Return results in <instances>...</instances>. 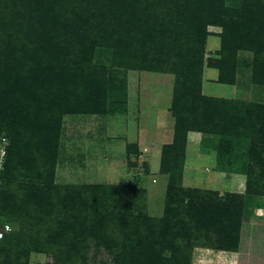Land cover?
I'll return each instance as SVG.
<instances>
[{
  "label": "rangeland",
  "instance_id": "1",
  "mask_svg": "<svg viewBox=\"0 0 264 264\" xmlns=\"http://www.w3.org/2000/svg\"><path fill=\"white\" fill-rule=\"evenodd\" d=\"M224 31L219 24L206 26L202 86L189 97L177 96L176 83L183 81L182 76L150 69L149 62L140 57L121 60L109 46L95 48L92 78L77 76L79 69L73 71L81 84H93L97 96L93 109L61 101L56 93L58 69L46 75L52 97L40 96L42 86L31 78L20 89L17 109H0V196L13 191L22 194L25 185L46 188L43 195L56 198L57 205L75 197L77 207L86 208L89 228L100 221L103 235L86 249L82 264H114L117 258L126 264H264V173L249 168L259 160L249 154L251 143L258 141L264 148V123L243 127L250 111H238L245 103L264 104V82L255 72L254 52L247 49L238 51L235 83L219 81V69L210 66L209 60L221 57ZM32 96L33 105L24 108ZM209 96L239 104L225 101L215 106L205 99ZM181 98L188 102L187 113L196 118L212 105L219 132L190 128L186 136L180 135L178 121L186 112L181 109ZM9 114L18 115L22 122L15 124V130L36 133L37 142L48 141L43 136L53 129L51 142L56 146L48 156L32 147L28 163L11 154L12 172L2 179L11 144ZM235 115L240 117L237 130L232 127ZM176 142L184 143L180 146L185 159L181 177L172 184V169L162 171L161 158L167 148L171 158L175 157ZM228 144L231 146L226 148ZM256 153L264 157V151ZM251 180L256 185H250ZM217 203L233 207L239 230L231 231L228 220H219L220 214L211 211ZM17 213V208L9 212L0 208V228L10 224V233L20 232L18 240L38 234ZM139 216L157 221L151 234L147 235L151 225L135 224ZM166 217L172 220L166 223L169 226L164 225ZM150 221L147 223L152 224ZM181 230L187 241L174 245L177 240L169 238L180 235ZM179 243L186 247L176 252ZM53 261L46 252L32 248L29 264H55Z\"/></svg>",
  "mask_w": 264,
  "mask_h": 264
},
{
  "label": "trees",
  "instance_id": "2",
  "mask_svg": "<svg viewBox=\"0 0 264 264\" xmlns=\"http://www.w3.org/2000/svg\"><path fill=\"white\" fill-rule=\"evenodd\" d=\"M173 23L175 25L171 29ZM211 23L222 25L225 30L221 57L209 60L210 66L219 69V81L235 83L238 51L247 49L254 52L255 72L264 82V0H0V109L16 110L22 95L20 89L25 88L31 78L42 86L38 90L40 96L52 97L46 75H53L54 69L60 71L56 93L63 99L61 101L67 99L71 105L90 109L97 104L93 84L91 81L81 84L73 71L79 69V77L94 76L96 68L92 66V60L97 46L113 47L121 60L135 61L140 57L149 62L150 69L177 73L183 78L182 82L176 83L177 96L189 97L194 91L201 90L205 29ZM34 99L35 96L30 97L24 108L33 105ZM205 99L213 104L226 101L217 96ZM180 102L181 109L186 111L178 121L180 135L186 136L190 128L219 132L212 105L208 111L203 109L196 118L187 113L188 102L182 98ZM226 103L239 104L234 100ZM246 109L250 116L243 127H257L264 123V104L245 103L238 111L243 113ZM6 117L10 120L11 144L5 168L1 171L2 179L12 172L14 160L11 154L28 163L32 147L36 146L37 153L48 156L53 151L52 146H56V142H51L53 129L43 136L48 141L37 142L36 133L22 128L15 130V124H22L18 115ZM239 118L237 115L232 118L234 130L239 127ZM180 137L177 140H181ZM175 145L173 149L177 154L174 158L169 155L168 148L163 150L161 158V170L172 169V184L178 181V176L181 177V161L185 159L184 148L180 146L184 143L176 142ZM230 146L228 144L226 148ZM257 150L264 151V148L260 142L254 141L249 154L252 159L256 157L259 160L249 168L251 172L261 170L262 175L264 168L258 167L264 166V157L258 155ZM248 183L256 185L257 182L251 180ZM34 187L23 185L22 194L13 191L10 195L0 196L2 212L17 208L20 220L28 221L32 231L38 233L33 232L28 240H18L19 231L6 233L0 239V264H29L32 248L49 254L55 264H82L86 249L94 239L101 240L103 236H100V221L89 228L86 208L79 209L75 197L69 203L57 205L56 198L49 199L43 195L46 188L35 190ZM89 188L86 187L87 190ZM211 211L220 214L218 219L221 221L226 218L231 231L239 230V223L235 221L238 216L232 206L217 203ZM164 220V225L172 221L169 217ZM148 221L149 218L139 216L135 222L151 225L147 235L153 232L154 225H158L157 221H150L152 224ZM182 231L180 235L169 238L177 240L174 245L178 241H187L188 237ZM105 233L108 236L107 228ZM164 245L168 247V244ZM185 247L186 243H179L176 252ZM114 264L126 263L117 258Z\"/></svg>",
  "mask_w": 264,
  "mask_h": 264
},
{
  "label": "built area",
  "instance_id": "3",
  "mask_svg": "<svg viewBox=\"0 0 264 264\" xmlns=\"http://www.w3.org/2000/svg\"><path fill=\"white\" fill-rule=\"evenodd\" d=\"M6 154V149L3 148L2 156ZM0 169H1V164H0ZM12 229L10 224H5L4 228L0 230V238L4 236L5 233L9 232Z\"/></svg>",
  "mask_w": 264,
  "mask_h": 264
}]
</instances>
